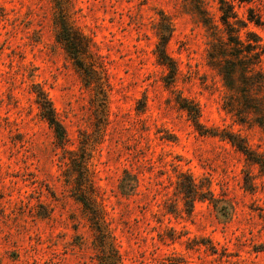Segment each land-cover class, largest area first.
I'll use <instances>...</instances> for the list:
<instances>
[{"label": "rangeland", "instance_id": "obj_1", "mask_svg": "<svg viewBox=\"0 0 264 264\" xmlns=\"http://www.w3.org/2000/svg\"><path fill=\"white\" fill-rule=\"evenodd\" d=\"M65 3L93 42L105 96L56 42L53 0H0V264L97 263L69 166L68 151L78 149L118 264H264V170L228 140L200 134L182 107L185 98L202 125L238 133L264 154V132L222 107L225 89L206 62L208 32L192 2ZM203 5L219 24V0ZM160 13L171 26L172 78L154 51ZM35 86L65 128V148L40 116ZM125 172L130 189L121 188ZM180 173L201 192L208 186L214 201L195 199L190 209Z\"/></svg>", "mask_w": 264, "mask_h": 264}, {"label": "trees", "instance_id": "obj_2", "mask_svg": "<svg viewBox=\"0 0 264 264\" xmlns=\"http://www.w3.org/2000/svg\"><path fill=\"white\" fill-rule=\"evenodd\" d=\"M53 1L57 9L53 17L56 42L71 60L85 85L93 86L96 96H105V81L99 70L101 63L91 38L69 20L65 0ZM190 1L208 32L206 62L217 72L224 86L223 109L241 123L250 121L264 132V39L253 29L259 28L264 33V7L256 9L251 6L253 0H219L218 24L204 7L203 0ZM236 6H244L245 11L240 13ZM170 33V22L160 13L156 24L157 42L154 51L157 61L168 69V75L172 78L176 73V63L166 51ZM34 93L40 116L52 128L57 144L65 148L66 131L56 116L50 98L37 86L34 87ZM181 101L182 107L200 134L219 135L221 139L228 140L249 163L257 164L264 170V154L251 149L244 136L232 131L217 133V130L205 127L199 121L198 107L190 105L185 98H181ZM68 153L69 166L76 181V198L93 224L95 245L98 248L96 264H118V251L102 227V212L93 197V182L87 169V154L84 149ZM125 175L126 172L121 178V188L130 189L132 182L126 179ZM179 176L181 179L179 178L178 184L190 209L195 199L214 201L208 186L201 192L190 174L180 173Z\"/></svg>", "mask_w": 264, "mask_h": 264}]
</instances>
